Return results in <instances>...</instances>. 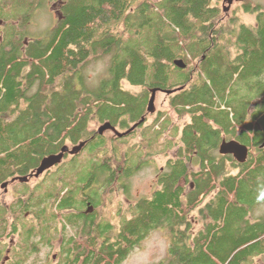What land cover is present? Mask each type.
I'll return each instance as SVG.
<instances>
[{"label": "trees", "instance_id": "1", "mask_svg": "<svg viewBox=\"0 0 264 264\" xmlns=\"http://www.w3.org/2000/svg\"><path fill=\"white\" fill-rule=\"evenodd\" d=\"M147 1L152 15L141 14ZM224 17L213 0H61L46 39H28L16 26L25 25L23 18H2L12 26L0 40V185L63 146L85 141L89 152L104 151L108 139H94L91 121L116 125L126 114L137 118L145 112L148 86L171 79L175 87L184 85L175 102L180 113L193 116L186 145L191 155L197 151L201 167L192 172L187 160H176L143 218L126 223L99 261L122 264L162 226L151 218L177 224L206 198L214 202L208 207L212 231L192 241L181 232L162 264H251L264 257V214L257 211L264 204V8L255 25L233 32L234 56L219 44ZM105 55L109 76L89 89L86 66ZM175 58L187 68L173 66ZM123 80L141 91L125 89ZM212 121L252 149L245 162L217 152ZM180 179L191 180L187 192Z\"/></svg>", "mask_w": 264, "mask_h": 264}, {"label": "flooded vegetation", "instance_id": "2", "mask_svg": "<svg viewBox=\"0 0 264 264\" xmlns=\"http://www.w3.org/2000/svg\"><path fill=\"white\" fill-rule=\"evenodd\" d=\"M247 1L233 2H240L243 8L253 10L257 20L258 13L262 9L261 5L247 4ZM226 6L223 3L222 10ZM219 44L227 49L222 42ZM173 61L174 59L171 64L175 66ZM185 64L186 67L180 69H186L188 64L187 62ZM195 67L196 62L192 64V69L194 70ZM190 76L193 77L192 74ZM170 80L157 81L147 88L148 102L152 91H154V101L159 94L165 96L163 98L165 110H157L154 105V109L148 111L147 103L145 112L137 118L131 119L129 115H123L124 121L121 124H111L114 128L104 131H110L113 139H126L137 134L149 118L153 117L145 131L142 129L141 144L144 148L151 147L152 143L160 144L159 138L163 135L165 139L160 144L162 152H125L121 156L117 153L89 152L85 154L82 163L84 166L82 172H85V175L80 177L78 173L72 171L79 165V156L83 154L81 151L87 150L88 144L84 141L78 153L65 152L58 163L46 168L38 176H35V172L40 163L25 174L11 176L0 185L2 189L0 228L5 229L3 233L0 232V264H109L107 260L99 261L101 253L103 257L109 255L111 239L119 235L126 223L143 218L149 202L173 174L176 160H187L186 164L190 165L198 156L197 151L191 155L186 145L189 142L190 129L195 123L193 116L187 111L180 113L181 106L176 105L175 102L178 101L176 96L184 85L175 87ZM168 111L187 117L188 121L182 127L175 126L171 118L172 114ZM209 125L213 133L210 139L214 138L218 153L219 145L223 140L238 141L235 136L219 131L220 127L217 123L212 121ZM119 128L122 130L119 131ZM97 130L98 128L92 130L94 139L97 135L104 134V132L98 133ZM237 131L238 127H236ZM192 133L199 136L196 129H193ZM103 137L106 138L105 135ZM248 148L251 152L252 149ZM219 154L234 159L231 154ZM155 157H161L164 161L154 175L150 196L148 198L137 196L133 201L128 194L130 192L128 182L144 167L155 165ZM197 161L201 167L200 159ZM189 165L188 168L191 167ZM186 182V179H180L179 185H184ZM189 185L191 188L192 182H189ZM111 190L115 192L119 190L122 199L117 202L105 200L104 195L107 199ZM6 196L10 197L9 202L1 201V197ZM53 196H57V199H51ZM213 204L214 202L207 200L197 202L198 216L192 217L187 212L186 216L178 222L179 225L173 220H161L158 223L157 217L151 218L153 224L157 223L162 225L161 227H166L170 235L167 256L156 264H162L167 260L170 249L172 246L175 247L181 232L185 231V236L192 241L195 237L206 236L207 232L212 231L215 219L209 215L208 207ZM14 236H17V241ZM118 238L120 241L125 239L122 235ZM179 245L176 244V246Z\"/></svg>", "mask_w": 264, "mask_h": 264}, {"label": "rangeland", "instance_id": "3", "mask_svg": "<svg viewBox=\"0 0 264 264\" xmlns=\"http://www.w3.org/2000/svg\"><path fill=\"white\" fill-rule=\"evenodd\" d=\"M60 1L61 0H0V40L4 37L5 34L10 30V26L8 23L4 24L2 22V18H23L25 21V25H21L19 21L17 22L16 26L19 30L26 33L28 39H46L49 36L51 29L53 28L56 20L59 16V8H60ZM157 1V0H156ZM224 0H213V5L218 6L219 8L222 7ZM247 4H254L259 5L260 8H264V0H248ZM6 5V8L5 6ZM227 5V3H224ZM243 4L240 2H233L231 7L225 13V17L221 23L223 30L226 32L221 37V42L229 49V53L231 56H234L235 49L233 48V32H236V28L240 24H246L253 26L256 23V15L253 10L245 9L242 7ZM144 10L142 15H152L155 13V9L151 8L150 1L146 2L144 5ZM259 9V7L257 8ZM16 23V22H15ZM140 20L137 21V25H140ZM145 26V25H144ZM136 27V24H134ZM138 27V26H137ZM143 27V26H142ZM233 34V35H232ZM109 66H110V55H105L102 58H98L96 60L91 59L84 71L86 76V84L88 85L89 89H95L101 82L102 79L109 76ZM174 80V76L172 77V81ZM122 86L135 93H139L141 91V87H136L130 84L128 81L123 80ZM81 87V85H78ZM163 98L165 96L159 94L156 96L155 99V107L157 110H165L166 106L165 103L163 104ZM164 105V106H163ZM170 112V111H168ZM172 114V119L174 120V125L182 127L188 121L187 117L178 116L176 113L170 112ZM153 117H150L148 122L142 127L143 131L147 125H149L152 121ZM101 123H97L95 121H91L90 123V130H96ZM139 130L137 134L129 137V138H115L113 139L110 136V131L104 132L103 136L108 139L106 140L105 150L102 151L103 153L111 154L117 153L118 156L127 153H137L138 151L145 152H162L161 150V142L164 141L165 137L162 135L159 138V143H152L151 147L144 148L141 141V134L143 131ZM122 129L119 128V131ZM112 134V133H111ZM140 144V146H138ZM70 149L72 146H69ZM161 150V151H160ZM83 154L79 156V165L77 168L72 171L73 173H78L80 177L85 175V172H82L84 166L82 163L84 162L85 154L89 153L88 150L81 151ZM98 152V151H96ZM100 152V151H99ZM166 152V151H165ZM171 153V152H170ZM163 156V155H162ZM164 159L161 157H155V165L151 164L149 166L144 167L138 174H134L131 179L129 180L128 184L130 185V192L128 193L131 196V199L134 201L136 197H144L148 198L151 193V185L154 181V175L158 172L159 168L163 165ZM157 164V165H156ZM189 165V164H188ZM191 166L189 170L192 172L199 171V164L198 161L193 160L190 163ZM35 183V181H33ZM189 182L188 180L184 184L185 191L189 190ZM33 184V183H32ZM110 194L105 200H112L117 202L122 199L120 196L119 190L109 191ZM0 193H2V189H0ZM119 194V195H118ZM3 194H1L2 196ZM10 197H1V201L9 202ZM207 200L204 199L202 201ZM188 213L190 216L197 217L198 214L197 208L194 210L188 209ZM257 211L261 214H264V204L257 208ZM169 230L166 227H158L154 228L149 232V234L138 244L133 247L131 252L128 254L126 259L122 262V264H156L161 260L166 258L168 242H169ZM14 239L17 241V236H14ZM251 264H264V257L254 258Z\"/></svg>", "mask_w": 264, "mask_h": 264}, {"label": "water", "instance_id": "4", "mask_svg": "<svg viewBox=\"0 0 264 264\" xmlns=\"http://www.w3.org/2000/svg\"><path fill=\"white\" fill-rule=\"evenodd\" d=\"M233 1H240V0H224L223 3H227V6L223 9L224 12H227V10L229 9V7L233 3ZM173 63L176 67H179V68H185L186 67V64L184 63V61L181 58L174 59ZM154 98H155L154 97V91H152L151 97H150L149 102H148V111H151L154 109ZM113 128L114 127L110 124V122H105L98 127L97 131H98V133L101 134L106 129H113ZM83 145H84V142H81V143L75 145L74 147H72L71 149H69L68 146H63L59 153L51 154V155L44 157L41 160L40 165L36 169L35 176H38L39 174H41L46 168H50L52 165L58 163L60 161V159L62 158V155L65 152L68 151L70 153H78ZM263 146H264V144H263ZM219 153L231 154L237 162L243 163L246 161V159L248 157L249 148L246 145H244V144H242L236 140H233V139L228 140V141L223 140L219 145ZM4 185H6V184H4Z\"/></svg>", "mask_w": 264, "mask_h": 264}, {"label": "bare ground", "instance_id": "5", "mask_svg": "<svg viewBox=\"0 0 264 264\" xmlns=\"http://www.w3.org/2000/svg\"><path fill=\"white\" fill-rule=\"evenodd\" d=\"M20 236V235H19ZM19 238V237H18ZM19 257V256H18Z\"/></svg>", "mask_w": 264, "mask_h": 264}]
</instances>
